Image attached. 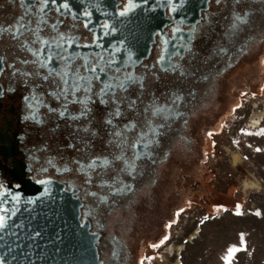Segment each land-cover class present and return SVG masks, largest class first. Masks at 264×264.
Returning a JSON list of instances; mask_svg holds the SVG:
<instances>
[{"label":"flooded vegetation","instance_id":"flooded-vegetation-1","mask_svg":"<svg viewBox=\"0 0 264 264\" xmlns=\"http://www.w3.org/2000/svg\"><path fill=\"white\" fill-rule=\"evenodd\" d=\"M29 2L32 0H26V6ZM132 2L137 7L118 16L116 11L124 0H85L92 13L91 27L84 30L81 23L79 34L83 37L80 43L89 47L77 49L82 55L99 53L107 58L113 48H119L112 54L116 57L114 67L122 70L131 53L126 70L142 78L144 87H138L142 95L137 113L128 112L127 119L141 123L147 119L153 127L160 125L157 143L148 150L137 144L126 151V155L135 152L138 156L136 172L120 175L130 191L113 190L121 187L112 179L118 166L98 167L95 172L87 168L89 154L111 160L112 149L105 143L108 137L103 128L102 138L93 141L88 153L67 147L70 143L82 147L84 133H78V125L55 119L43 108L36 113L42 123L25 120L30 110L24 97L29 90L8 78L7 64L6 74L0 75V87L13 88L0 96V185L8 193L0 196V204L6 208L11 191L24 183L40 185L37 180H46L60 186L78 203L79 222L88 226L95 239L100 264H140L142 259L145 263L151 244L168 235L169 240L157 248L161 249L173 238L180 219L173 213L178 207L186 208L187 195L198 190L197 176L210 156L207 149L214 136L205 133L228 121L235 100L243 102L240 92L248 86L250 70L264 49V0H172V12L168 0ZM70 3L80 7V0ZM22 15L19 0H0V26L9 27ZM104 21L109 24L107 32L99 27ZM66 22L70 23V18ZM92 34L99 47L91 44ZM18 53L14 42L5 36L0 55L13 63ZM172 65H179V70L173 71ZM174 96L181 98L174 105L179 116L169 114L172 109L159 116L144 111L150 101L167 106ZM50 103L56 106L55 101ZM92 127L100 125L94 121ZM134 135L129 133V138ZM77 160L84 165V172L77 170ZM170 217L177 223L165 229Z\"/></svg>","mask_w":264,"mask_h":264},{"label":"snow or ice","instance_id":"snow-or-ice-1","mask_svg":"<svg viewBox=\"0 0 264 264\" xmlns=\"http://www.w3.org/2000/svg\"><path fill=\"white\" fill-rule=\"evenodd\" d=\"M19 4L23 9V15L19 16L15 23L9 27L0 26V44H3L6 36L14 42L15 47L19 50L13 63H8L5 56L0 55V75H5L6 71L10 70L7 71L8 78L11 81H18L29 90V95L24 97L27 108L30 110L24 117L25 120L42 123L36 113L38 108H43L46 109V114H52L55 119L64 120L69 125L77 124L78 133H84L80 137L82 147L76 148V145L71 143L67 147L85 153H88V150L94 146L93 141L102 138L103 134L100 129L103 128L108 137L105 143L112 149L109 153L111 160L107 156L100 157L89 154L87 168L95 172L98 167L103 170L110 166H118L119 172L112 179L113 184L119 183L121 187L113 190L127 189L130 191V186L124 184L120 175L132 176L136 172L138 156L135 152L130 156L126 155V151L135 149L137 144H143L144 149L148 150L157 143L156 128L160 127V125L153 127V122L147 119L142 123L127 119L128 112L137 113L139 96L142 95V92L138 91V87L139 89L144 87L142 78L126 70L128 62L132 60L131 53L127 54L123 65L124 70H122L120 67H114L116 57L112 54L119 52V48H113L107 58L99 53L82 55L77 50L89 47V44L80 43L83 37L79 34L81 23L84 30L91 27L92 13L85 6V0H80V7L72 5L70 0H32L27 6L26 0H19ZM133 7H137V5L132 0H124V3L118 6L116 15L124 16ZM167 8L169 12L175 11L172 0H168ZM66 18H70V23L66 22ZM236 19L239 20L241 17L237 16ZM99 27L105 32L109 30L107 21H104ZM236 27L237 25L233 22L232 28ZM91 44L99 47L95 34L91 36ZM220 51H224V49L221 47ZM261 62L264 63V61ZM171 67L173 71L180 68L179 65ZM5 91L10 93L13 88L11 85L7 89L0 87V96H3ZM260 91L264 93V86L260 88ZM240 96L246 98L247 93L240 92ZM254 96L255 93H253ZM180 99L179 96H174L172 103L167 106L158 105L155 100H152L144 108V111L151 112L152 116H159L172 109L169 114L179 116L180 113L175 111L174 105L178 104ZM51 101L56 102L55 107L51 106ZM241 107V103H236L231 112L235 113ZM97 113L100 114L98 119ZM125 120L127 122H124ZM94 121L100 127L93 128ZM218 127L223 128L224 125L221 124ZM145 128L147 131L144 130ZM129 133H135L133 139L129 138ZM240 134L243 136H264V127L255 131H246L241 128ZM205 135L212 138L218 135V132L210 130ZM233 143H239V141L234 140ZM213 147H215L214 141ZM255 151L260 152L261 149L256 148ZM147 154L151 155L150 152ZM48 163L51 164V161ZM74 163L78 165V171H85L84 165H81L79 160ZM59 170L57 169V171ZM41 171H45V169H41ZM88 179L90 180L91 176ZM37 183L43 185L48 181L37 180ZM103 183L105 181L101 180V184ZM7 195L8 193L0 185V196L7 197ZM91 195L94 196L95 193ZM12 199L18 201L19 196L13 195ZM235 207L234 214L241 215V206L237 204ZM186 210L185 207H178L173 216L179 218ZM218 210L226 211L222 206L218 207ZM0 213H4L0 215V232L19 239L17 232L20 231L21 226L9 222L7 209L2 204H0ZM255 215L259 216L260 213L256 212ZM211 219V216L205 215L199 220V224L207 225ZM176 223L177 219L170 217L169 223L164 224V228L170 229ZM13 228L16 231H13ZM33 238L30 237V239ZM3 239L4 237L0 236V240ZM168 240L169 236L163 235L158 243H153L150 247L157 249ZM12 243L15 245V240ZM240 244H244L243 235L240 236ZM3 246L7 247L6 244ZM8 250L12 251L11 248ZM242 250L237 247H229L227 254L222 257L224 264H231L233 255ZM146 259L152 260L153 257L149 256ZM0 264H5L3 258H0ZM140 264H143V259Z\"/></svg>","mask_w":264,"mask_h":264},{"label":"rangeland","instance_id":"rangeland-1","mask_svg":"<svg viewBox=\"0 0 264 264\" xmlns=\"http://www.w3.org/2000/svg\"><path fill=\"white\" fill-rule=\"evenodd\" d=\"M261 61L264 49L250 70L252 77L244 90L247 97L242 107L228 121L223 120V128L214 130L218 135L210 141V156L197 176L200 186L187 195V210L173 228V238L161 249H149L147 256L153 259L143 264H224L222 257L229 247L243 249L233 255L231 264H264V136L240 134L241 128L255 131L264 127V119L255 130L249 126L250 119L264 111ZM256 148L261 151L256 152ZM237 204L241 206L239 216L234 214ZM221 206L226 211L218 210ZM205 215L212 219L200 225ZM195 231L197 237L189 240ZM241 235L244 244H240Z\"/></svg>","mask_w":264,"mask_h":264},{"label":"water","instance_id":"water-1","mask_svg":"<svg viewBox=\"0 0 264 264\" xmlns=\"http://www.w3.org/2000/svg\"><path fill=\"white\" fill-rule=\"evenodd\" d=\"M13 195L19 200H13ZM7 201L9 222L21 228L19 239L0 232L4 237L0 240V258L5 264H100L95 239L88 226L79 222L78 203L60 186L24 183L11 191Z\"/></svg>","mask_w":264,"mask_h":264},{"label":"bare ground","instance_id":"bare-ground-1","mask_svg":"<svg viewBox=\"0 0 264 264\" xmlns=\"http://www.w3.org/2000/svg\"><path fill=\"white\" fill-rule=\"evenodd\" d=\"M264 119V111L262 113L256 114L254 115L251 119H250V128L255 130L256 128L259 127V125L261 124L262 120ZM237 159V158H236ZM197 231H195L189 238V240H193L195 239L197 236ZM181 248H179L180 250Z\"/></svg>","mask_w":264,"mask_h":264}]
</instances>
